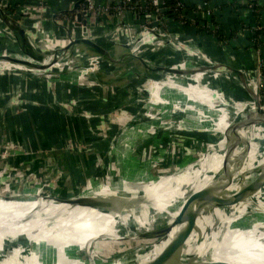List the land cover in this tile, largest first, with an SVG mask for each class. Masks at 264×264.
Segmentation results:
<instances>
[{"label": "crops", "instance_id": "1", "mask_svg": "<svg viewBox=\"0 0 264 264\" xmlns=\"http://www.w3.org/2000/svg\"><path fill=\"white\" fill-rule=\"evenodd\" d=\"M10 1V9L15 12V14L13 13V19L16 20L17 24L22 23L21 28L25 29L26 37L30 42L29 45L36 51L61 53L63 49L73 47L70 46L71 38L69 37L68 28L61 22V19L65 11L81 0H49V6L44 10L43 14L35 9L38 0ZM98 1L112 3L117 0ZM257 1L260 8L259 21L264 24V0ZM245 2L246 0H211L212 5L219 6V11L215 16L221 27V33L218 37L213 30L200 27H182L174 23H171L170 26L175 34L180 35L181 40H186L184 42L187 43L193 42L198 48L204 49L218 64H229L233 68L243 67L251 70L256 66L255 46L252 44L253 33L250 32V29L243 34L241 33V35L238 29L245 25L248 27L254 26V19L251 13L245 18L244 15L246 16V13L239 15L235 9L236 4L244 6ZM93 22V27L96 31L94 33V41L106 48L109 54L106 57L97 54L102 59L100 67L98 71L91 73L97 83L93 86L78 83V71H61L59 62L62 61V57L61 61L57 60L51 63L52 55H50L51 57L48 60L49 65L46 66V71L54 74L52 87H49L48 82L40 77L39 71L0 73V136L16 135V138H20V140H23L22 142L31 145L33 148L40 138L45 141L46 148L50 150L43 155V159L56 156L57 162L53 166V172L60 171V184L66 189H77L79 188L77 186H86L85 188L88 189L91 185L106 179V173L108 174L109 168L112 169L110 183L119 185L122 183L121 179L124 175L128 180L136 181L137 178L148 174L146 177L148 179L151 176L150 171L154 168L155 172L152 174L158 177L161 174H165L163 170L158 174L156 169L159 167L163 169L176 164L177 168H180L186 166L191 160H195L197 158L196 155H200V153H196V150L193 152L194 149H192L189 154L185 153L183 156L176 157L174 163L171 164L168 150L165 151L164 146L167 144L176 145L174 141H170L172 133L168 130H161V132H157L154 135L153 128L151 130L148 127L153 120L147 118H142L143 121L139 122V129L136 127L137 129L131 128L121 132L116 127L106 133L95 134L92 132L93 134H87L86 136L90 138L85 140L83 148H68L61 145L62 143L59 146L54 145V138L59 137L60 133L61 136H64L62 122L66 120V117L64 113H61L63 109L61 106L72 103V99L73 102L76 100L83 107L91 110L107 109L106 111H108L117 102V106H125L127 100L130 104L132 102L129 99L130 89L135 90L137 85L144 83L146 80L144 76H147L148 72H154L152 66L147 64L146 59L168 63L171 59L182 57L178 47L171 42H167L157 52H151L153 49L147 48L140 57L132 55L126 43L140 36L137 28L140 20L129 14L122 17L108 15L102 19L93 18ZM34 24H37V27H34ZM128 24L132 28H124ZM117 28H120L121 34H118L119 42L114 43V39H110L111 36L109 34ZM19 29L15 32L6 26L0 14V52L6 49L23 51L17 40V38L22 39L18 32ZM47 45L51 47L46 48ZM78 45L80 47H76L73 54L81 52L83 54L82 60L94 55L83 52L84 50L82 49H84L85 44L80 43ZM262 49L264 57V42ZM172 56L175 57L173 58ZM147 65L151 66V69ZM126 66L128 67L127 70ZM229 77L224 75L218 81L228 91L232 90L231 96L233 95L234 98L247 97V93L239 80L233 74H230ZM207 78L209 77L206 76ZM209 79L215 82L214 78ZM234 89L239 90L237 92H241V95L234 92ZM163 92L173 95L172 90L169 91V89H164ZM181 98L185 99V96H181ZM16 100L17 103L22 102L21 107L15 104ZM53 102L57 105L60 104L58 106L61 107V110L53 107ZM17 108L21 110V113L16 112ZM128 109L132 110L129 107ZM51 121H58V128L57 126L53 127ZM155 122L158 128L160 124L157 121ZM188 122L197 129V120L190 118ZM12 124H16L19 131L14 129L13 131L15 132L13 133ZM86 131L92 130L87 128ZM84 133L85 130L81 134L83 137H85ZM103 134L105 137H103ZM204 134L206 139L211 136L206 132ZM25 138L27 139L26 142ZM114 138H116V144L111 146V143L114 144ZM78 141L80 142L82 139ZM213 141H211V144ZM128 142L133 144V146L135 145L136 149L126 150ZM20 159L22 160V158ZM0 164L3 165V163ZM127 170L129 171L127 172ZM22 192L11 193L9 190H5L4 193H7L8 196L5 199L24 200L26 196L21 195ZM73 195L76 196L74 191L70 195L63 196L71 197Z\"/></svg>", "mask_w": 264, "mask_h": 264}, {"label": "bare ground", "instance_id": "2", "mask_svg": "<svg viewBox=\"0 0 264 264\" xmlns=\"http://www.w3.org/2000/svg\"><path fill=\"white\" fill-rule=\"evenodd\" d=\"M198 75L199 74H184L182 77V85H185L184 82H192L191 80L198 82L201 77ZM186 87L187 88H183L186 91V97L182 101L177 100L178 106L176 105V108L179 107V104L183 103V101H187V103L192 102L193 105L186 104L185 106H181L184 112H187L193 109V106L197 105V103L204 102L207 106L199 105L196 107V110L200 114V120H197L198 126L196 128L206 131L214 130L215 137L213 143H215L218 133L223 131L229 123L231 115L229 110L225 107V104H228V102L224 101L221 97H216L218 91L207 88L193 90V88L191 86L188 87V85H186ZM163 88L164 86L156 87L152 90V94L157 96L158 93L162 92ZM203 91H205V93ZM215 107L219 108V114L214 112ZM252 118V115H249L245 124L239 130L238 136L241 140L249 139L251 136L250 134L253 127ZM237 140L238 138L236 141ZM214 147L215 144H213L211 149L199 160L201 161L199 166L195 164L196 166L189 167L186 171H183L184 169L177 171L168 170L166 168L161 169L159 167L156 169L158 174L161 170H163L165 174L158 176V179H156L157 176L152 174L155 172L153 168L150 171L151 176H149L148 179L146 178L148 174H146L145 176L137 178L136 181L125 180L119 185H103L100 189L92 192L85 190L81 194L75 196L78 198L74 200L65 199L61 205L52 207V210H48L49 206L47 204H41L40 207L35 210L38 211L36 216L30 214L9 222L1 221L0 247L1 244H4L15 249L27 259L26 264H82L83 260L79 259V257H89L93 253L91 250V248L94 247V244L91 242L92 240L102 241L107 238L119 239L123 237L136 238L138 235H134L133 233H135L137 229H140L138 231L140 232L139 236L148 234L160 237L165 232L164 228H167L168 224L177 215V209L191 185L197 184V187H202L212 182L213 178L211 175L205 176L202 181L198 180L199 176L207 167L208 160L211 158L214 157V159L217 160L215 167H213L214 170L221 167L220 155L216 153L212 154ZM252 147L251 155L253 156L256 145L252 144ZM253 159L250 163L239 169L233 177H225L215 184L213 204L214 207L218 208H216V213L211 215L206 227H203L201 236L194 247V252L199 257L202 254H206L208 258L203 260L228 264H256V262H258L257 260L264 256L263 222L256 223L249 229H243L238 225L239 217H244L247 211L250 210L257 213L264 210V157ZM252 173H257L250 182L252 190H255V193L251 196L242 191L244 194L240 195V197L233 196L232 198V195L241 193L240 190L242 189L244 190L246 183L241 178H243V176L248 177ZM259 175L262 177L257 178ZM152 179H156L158 180L157 182L160 183L157 184L158 186L156 189H150L147 187L148 185L145 186V183ZM131 184H133V190L121 191L124 187L128 188ZM225 186H228V188L222 190V187ZM261 187L262 189L259 191ZM162 193H164V195H162ZM167 193L170 195L166 196L165 194ZM216 196L219 197V199H215ZM227 197L230 198V200ZM6 199L11 200L12 198ZM84 199L88 201L83 203L82 201H84ZM227 200H229L228 203L224 204ZM118 201H123V205L100 208L103 204L109 202L115 203ZM85 208L89 209V215L84 221L81 219V216L84 215ZM3 217L4 216L0 215V220L3 219ZM262 218H264V216H262ZM157 219L165 220L159 225L151 226L153 222L156 223L155 220ZM150 221L151 223H149ZM233 221L236 222L234 225L231 223ZM162 225L164 226L160 227ZM131 230H134L132 231V235L130 233ZM22 236H26L28 242L32 241L30 243L35 245H40L41 243L49 244V246L55 248L56 251L59 252L58 258L53 259L46 253H42L40 249L36 250L29 247V243L27 244L19 240ZM154 243L155 242H153V244ZM140 248H143V246ZM162 248L163 246H155L153 250L151 249L152 251L148 250L149 252L141 250L136 254L130 253L115 259L113 258L114 260L107 259L99 264H144L157 255ZM67 249H76L74 252L77 256L75 255V258L70 259ZM2 264H4V262H2ZM89 264L95 263L90 260ZM178 264L194 263L184 261Z\"/></svg>", "mask_w": 264, "mask_h": 264}, {"label": "rangeland", "instance_id": "3", "mask_svg": "<svg viewBox=\"0 0 264 264\" xmlns=\"http://www.w3.org/2000/svg\"><path fill=\"white\" fill-rule=\"evenodd\" d=\"M10 2H11L10 0H0V6H1L0 10L2 11V13H6L8 11L13 12L12 9H8V8L7 10L4 11L5 7L1 5L4 3H8L10 5ZM49 47L51 46L49 45ZM49 47L47 45L46 48ZM6 51L9 52L10 50L9 49L3 50L2 52H0V54ZM78 55L79 54L77 52L70 57H66V59L62 58V60L68 61L67 64L62 65L63 71L75 70L76 68H80V66H83V64H86L85 63L86 59L84 60H82L81 58L79 59L77 57ZM127 68L128 67L126 66V70ZM148 75L144 76L146 80L144 81L143 84L137 85L135 90L130 89L129 99L130 102L132 101L130 104L129 101L127 100L125 106H117L118 105L117 102V104L113 105L112 108L110 107V110L108 111H106L107 109L91 110L85 108L78 101L76 102L75 100V102H73V99L71 100L72 103H67L61 106L64 109L61 110V107H59L60 104H58L59 105L58 106L57 104H55V102H53L52 106L60 109L62 111L61 113H64L65 114L64 116L66 117V120L62 122L64 136L63 135L61 136L60 133L59 137L54 138L53 139L54 145L59 146L62 143L61 145L73 149L82 147L85 144V140L86 139L88 140L90 138L89 136L88 137L86 136L87 134L106 133L110 129L116 127L118 128V130H121V132H124L131 128L137 129L139 122L143 121L142 118H147L149 120L151 119L153 120L148 127L149 129L151 128V130L153 128L154 135L157 134V132H161V130L162 131L168 130L172 133L170 137V141H174L176 145L167 144L166 146H164V150L165 151L168 150L167 152L169 153V157L171 158V164L174 163L176 157H180L181 155L183 156L185 155V153L189 154L190 152H192V149H194L193 152L196 150L197 152H201L200 154L204 153L210 147L211 141H213L215 136L214 134L215 131L197 130L189 124L188 120L190 118L193 120H200V114L196 110V107H198L199 105L201 106H207V105L204 102H199L197 103V105L193 106V109L184 112L181 106H185L186 104L193 105V103L192 102L187 103V101H183V103H181L182 105L179 104V107L176 108V105L178 106L177 100L182 101L184 99L181 98V96L186 97V91L183 89V88H187L186 85H188V87L191 86L193 90L207 88L214 91H218L216 97H221L223 98L224 101H227L228 104H225V107L228 110H232L230 104L233 103V100H236L233 97V95L231 96L232 90L231 91L229 90L230 91L229 92L216 79H215L216 83L212 82L213 80L209 78H215L213 72H209L208 75H206L209 77L207 79L206 78L200 79V81L198 82L191 80L192 82H184L185 85H182L183 76L178 75L176 73H169L162 71L159 73L148 72ZM158 86H164V88L162 89L161 93L157 94L158 96L157 97L152 94V90ZM164 89H169V91L172 90L173 95L166 94L165 92H163ZM205 91L203 92L205 93ZM237 91L239 90L234 89V92L239 93L241 95V92H237ZM21 103L22 102L17 103L16 100L15 104L21 107ZM128 107L131 108L133 111L129 110ZM218 107H215L214 109L215 110L214 112H216V114H219ZM16 112L21 113V110L17 108ZM155 121H157L160 124L158 125L159 126L158 128L156 127ZM40 123L44 124L43 122ZM51 123L53 127L57 126L58 128L57 125L58 121H54V122L51 121ZM3 124L5 125V123ZM11 127L13 128L12 129L13 133L15 132L13 131L14 129L19 131L16 124H12ZM87 128L91 129L92 131L89 132L86 131ZM84 130H85L84 133L85 137L81 135ZM204 132L211 135L208 138L209 140L206 139V135L204 134ZM12 136L9 135L8 137L5 135L0 136V163H3V165L0 164V193L1 192L3 193L2 195H0V215L5 216L3 217V219L0 220V222L1 221L9 222L15 219L17 220L23 218V216L30 214L36 216V214H38V211L35 210L39 208L41 204H47L49 206L48 210H52V207H54L55 205L56 206L61 205L62 202L65 200L64 196L70 195L71 192L73 191L76 193V195H78L84 192L85 190H89L90 192H92L100 189V187L103 185H107V186L111 185L110 182L112 179V169L109 168L108 174L106 173V179L100 180V182L91 185L90 186L91 188L89 187L88 189H86L85 188L86 186L85 187L77 186L79 187L77 189L73 187H72L73 189L71 188L66 189L60 184V179H61L60 171L53 172L54 171L53 166L55 165V162H57L56 156L54 158L48 157L47 159H43V155L46 154L48 150H50L49 148L48 149L46 148L47 145L45 141H43L40 138L39 141L37 140L36 146L33 148L31 147V145L22 142L23 140H20V138L19 139L16 138V135H12ZM103 137H105L104 134ZM80 139H82V141L79 142L78 140ZM26 141L27 139L25 138V142ZM115 141L116 138H114L113 140L114 144L111 143V146L116 144ZM206 145L209 147L206 148L207 147ZM135 149H136L135 145L133 147V144L131 143L129 144V142L126 144V150H135ZM198 156L199 155H196L197 158ZM20 158H22V160ZM196 160L197 159L191 160L186 166L180 168H177L176 164H173L172 166H169L166 169L177 170V171L178 170L181 171V169H184L183 171H186L188 170L189 167H193L195 164H197L198 166L201 164V161H196ZM128 171L129 170H127V172ZM255 175H257V173H252L250 176H248L249 182L253 180L252 178H254ZM156 179H158V177ZM156 179H152L151 181L146 182L145 186L148 185L147 186L148 188L156 189L158 186L157 184L159 183L157 182L158 180ZM121 180L125 181L128 179L124 175V177H122ZM130 189L131 190L133 189V184H131L128 188L124 187L121 191H128ZM261 189L262 187L259 189V191ZM5 190H9V192L11 193L23 191L21 195H25L26 198L28 199H24V198H23L24 200L4 199L5 195H7V193H4ZM162 195H164V193H162ZM165 195L168 196L170 194L167 193ZM88 210L89 209L85 208V213L83 216H81L82 220H84L85 218L87 219L89 215ZM262 216L264 215L256 214L244 218H242L243 216L239 217L238 225L241 226L243 229H249L252 228L256 223L263 222L262 224H264V220H263L264 218H262ZM163 220L165 219H157L155 220L156 223L153 222L151 226L159 225L164 222ZM149 223H151V221ZM231 223L234 225V223L236 222L233 221ZM163 226L164 225L160 227ZM155 228H159V227H155ZM139 230L140 229H137L135 233L132 232L134 230H131L130 233L131 235L133 233L134 235L139 236L140 234V232H138ZM19 240L26 242L27 244L29 243L28 246L33 249L36 250L40 249L42 253H46L53 259H57L58 258L57 256H59V252H57L55 248L49 246V244L46 243H41L40 245L32 244L30 243L32 241L29 240L30 242H28L26 236H22L21 239ZM157 241H158L157 237H152L149 239V238H144L142 236L136 238L123 237L119 239L107 238L102 241L92 240L91 242L94 244L95 248L94 247L91 248V250L93 251L91 257L95 260L96 263L99 264L100 262L107 259L112 260L113 258L115 259L117 257L128 255L130 253L136 254L141 250L148 251L152 247L153 242H157ZM141 246H143V248H140ZM75 250L76 249H67L68 257L70 259L75 258L74 257L76 255L74 252ZM200 257L202 259L208 258L206 254L205 255L202 254ZM79 259L83 260L82 264H89V258L80 256ZM257 261L258 262H256V264H264V256L262 258H259Z\"/></svg>", "mask_w": 264, "mask_h": 264}, {"label": "built area", "instance_id": "4", "mask_svg": "<svg viewBox=\"0 0 264 264\" xmlns=\"http://www.w3.org/2000/svg\"><path fill=\"white\" fill-rule=\"evenodd\" d=\"M48 2L49 0H38L35 8L37 12L43 14L44 10L49 6ZM1 5L5 7L4 11L7 8L10 9L8 3ZM244 6L236 4L235 9L237 14L244 15L246 13V16L244 15L246 18L251 13L254 19V26L248 27L245 25L238 30L240 34H243L251 29L250 32L253 33L252 44L255 46L256 52V66L251 70L243 67H240V69L247 71L251 75V78L257 81L259 99L264 104V57L262 49L264 24L259 21L260 8L257 0H246ZM218 9L219 6L212 5L211 0H117L112 3H102L98 0H81L77 7L72 6L62 14L61 22L67 26L71 40L91 39L94 41V33L96 31L93 27V18L102 19L108 15L122 17L129 14L140 20L137 27L140 36L126 43L132 55L140 57L147 48L153 49L151 52H157L167 42H171L178 47L179 52L182 54L181 58L176 59L174 58L175 56H172L174 59H171L168 63L164 61L156 62L148 58L146 59L147 64L173 69H200L192 73L193 75L199 74L201 76L199 81L206 78L209 72H213L214 79L220 80L224 75L230 78V74L220 71L201 70L202 67L210 66L216 61L204 49L198 48L193 42L187 43L184 42L186 40H181L180 35L175 34L170 26L171 23H174L182 27H200L202 29L213 30L218 37L221 33V27L215 19L219 11ZM6 13L12 18L13 13L15 14L14 10L13 12L8 11ZM78 16H80V19ZM212 20L214 21L212 22ZM34 27H37V24H34ZM128 27L129 29L132 28L130 24L124 26L126 29ZM118 34H121L120 28L115 29V31L109 34L111 36L110 39H114V43L119 42ZM226 41L228 42V38ZM78 54L77 57L79 59L83 57L81 52ZM14 59L19 60V62H15ZM59 60L61 61V59ZM101 60V57L98 55L88 56L85 61L86 64L74 70L78 71L77 82L86 86L96 84V79L91 76V73L99 70ZM59 63V68L63 71L62 65L67 64L68 61L62 60ZM43 64H46L45 60L41 61L22 50L6 51L0 54L1 74L19 71H39L40 77L48 82L49 87H52L54 74L46 71L47 69L39 70L34 67ZM178 75L183 76L184 74Z\"/></svg>", "mask_w": 264, "mask_h": 264}, {"label": "water", "instance_id": "5", "mask_svg": "<svg viewBox=\"0 0 264 264\" xmlns=\"http://www.w3.org/2000/svg\"><path fill=\"white\" fill-rule=\"evenodd\" d=\"M80 2L81 1L77 2L75 7H77ZM78 18L80 19V16H78ZM18 32L22 41L29 44L30 42L26 37L25 29L20 28ZM80 43L90 46L94 52L98 53L102 57L109 55L106 48L91 39H72L70 46H75ZM27 54L35 57L31 52H28ZM14 61L19 62L17 59H14ZM44 68H46V65ZM152 70L156 73L165 71L177 74H192L200 69H173L161 66H152ZM201 70L220 71L222 73L233 74L239 80L241 86L245 89L247 97L235 98L236 100H233V103L230 104L232 110H229L231 116L228 126L223 131L218 133L215 143L211 144L212 146L215 144L212 154L216 153L220 155L219 157H221V167L214 170L213 167H215L217 160H215L214 157L211 158L208 160L209 162L207 163V167L199 176L198 181H202L205 176L211 175L213 178L212 182L202 187H197V184L191 185L177 209V215L168 224L167 228H164L165 232L162 236L157 237L156 235L153 236L148 234L141 235L144 238H158V241L152 245L153 248L151 247L149 251L151 249L153 250L155 246H163L162 250L157 255L144 264H178L184 261H190L194 264H228L224 262L203 260L194 252V247L201 236L203 227H206L211 215L216 213V208H218L214 207L213 204V191L215 184L225 177H233L239 169L250 163L253 157V160L264 157V104H262L259 99L257 81L255 79L253 80L247 71L241 70L240 68H233V66L229 64H218V62H214L210 66L202 67ZM249 115H252L253 117L251 136L249 139L247 138L241 140L238 133L245 124ZM237 138L238 140L236 141ZM252 144L256 145V150L253 156L251 155L253 148ZM211 145L204 153L198 156L196 161H199L203 155L211 149ZM259 177L262 176L259 175L257 178ZM241 179L246 183L244 190H240L241 193H233L234 195H232V198L233 196L240 197V195L244 194L242 191L251 196L255 193V190H252V185L250 184L248 177L243 176ZM225 188L227 189L228 186L222 187V190ZM2 194L3 193L1 192L0 195ZM6 196L7 195H5V197ZM76 198L78 197H65L66 200H74ZM216 198L219 199L217 196L215 199ZM228 199L230 200V198ZM229 200L225 201L224 204H227ZM86 201L88 200L84 199L82 202L84 203ZM123 203V201L115 203L109 202L107 204H103L100 208L122 206ZM256 214L264 215V210L257 213L249 210L244 217ZM87 258H89V263L90 260H92V262L96 264L95 260L92 259L91 256ZM2 262H4V264H26L27 259L15 249L1 244L0 264H2Z\"/></svg>", "mask_w": 264, "mask_h": 264}, {"label": "trees", "instance_id": "6", "mask_svg": "<svg viewBox=\"0 0 264 264\" xmlns=\"http://www.w3.org/2000/svg\"><path fill=\"white\" fill-rule=\"evenodd\" d=\"M0 14L2 16V20H4L6 26H8L10 29H12L13 31L16 32L18 28H21V24L22 23H18L17 24L16 20H14L12 17L8 16V14L2 13L1 10H0ZM17 40L20 43L21 48L23 49V52H25V53L31 52L32 55H34L37 59L40 58L39 60H41V61L45 60V62H46L45 65L46 66L49 65V61L48 60H49V57H51L50 55H52V58H53L51 60V63H52V62H55V61L61 59V57L66 58V57L72 56L74 51H75V49H76V47H80V45L77 44V45H75L73 47H68L67 49H63L61 51V53L60 52H57V53L56 52H38L34 48H32V46H30L29 44L24 43L22 41V39H20V38L18 39L17 38ZM82 50H84L83 52H85V53L88 52V53H91V54H94V55L98 54V53L94 52L92 50V48L90 46H88V45H84V49H82ZM29 65H31V64H29ZM45 65H38V66H34V67L39 69V70H41V69L42 70H46L47 68H44ZM31 66H33V65H31ZM147 66H148V68L151 69V66H149V65H147ZM208 147L209 146H207L206 148H208ZM196 153H201V152H196Z\"/></svg>", "mask_w": 264, "mask_h": 264}]
</instances>
